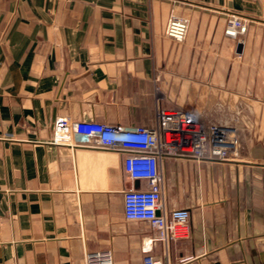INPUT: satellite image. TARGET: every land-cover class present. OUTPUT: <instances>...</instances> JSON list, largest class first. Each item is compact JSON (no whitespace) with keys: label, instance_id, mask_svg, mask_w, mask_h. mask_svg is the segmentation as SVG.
<instances>
[{"label":"crops","instance_id":"obj_1","mask_svg":"<svg viewBox=\"0 0 264 264\" xmlns=\"http://www.w3.org/2000/svg\"><path fill=\"white\" fill-rule=\"evenodd\" d=\"M171 14L188 19L181 42L163 33ZM229 15L246 22L236 38ZM158 108L237 138L225 161H161L165 206L190 213L167 241L125 219L120 152L52 142L58 117L152 127ZM89 253L264 264V0H0V264Z\"/></svg>","mask_w":264,"mask_h":264},{"label":"built area","instance_id":"obj_2","mask_svg":"<svg viewBox=\"0 0 264 264\" xmlns=\"http://www.w3.org/2000/svg\"><path fill=\"white\" fill-rule=\"evenodd\" d=\"M187 28L186 17L171 14L163 33L181 42ZM245 31L246 22L241 17H227L226 36L236 38ZM52 142L70 147L95 145L120 152L125 176L131 182L123 190L125 219L147 222L158 239L167 241L186 235L190 213L185 207L165 206L161 161L165 158L225 161L236 154L237 138L229 125L205 124L183 110L158 108L152 127L58 117L53 124ZM135 181L143 186H134ZM85 264H110V260L103 254L89 253ZM144 264L168 263L148 258Z\"/></svg>","mask_w":264,"mask_h":264},{"label":"rangeland","instance_id":"obj_3","mask_svg":"<svg viewBox=\"0 0 264 264\" xmlns=\"http://www.w3.org/2000/svg\"><path fill=\"white\" fill-rule=\"evenodd\" d=\"M214 112V110H213V106H211V108H210V113L212 114ZM206 113H208L207 111H206ZM209 114V113H208ZM207 119H209V120H207V121H215V123H217L216 121L217 120H215L214 118H213V116H209V118H207Z\"/></svg>","mask_w":264,"mask_h":264},{"label":"water","instance_id":"obj_4","mask_svg":"<svg viewBox=\"0 0 264 264\" xmlns=\"http://www.w3.org/2000/svg\"><path fill=\"white\" fill-rule=\"evenodd\" d=\"M214 264H218V263H214Z\"/></svg>","mask_w":264,"mask_h":264}]
</instances>
